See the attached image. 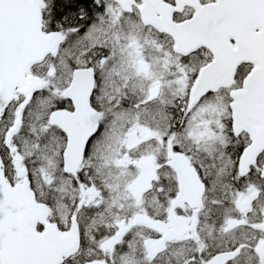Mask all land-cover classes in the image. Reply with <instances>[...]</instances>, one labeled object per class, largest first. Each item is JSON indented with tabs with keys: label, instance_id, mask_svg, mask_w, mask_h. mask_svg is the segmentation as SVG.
<instances>
[{
	"label": "snow or ice",
	"instance_id": "6c2138e0",
	"mask_svg": "<svg viewBox=\"0 0 264 264\" xmlns=\"http://www.w3.org/2000/svg\"><path fill=\"white\" fill-rule=\"evenodd\" d=\"M0 264H264V0H0Z\"/></svg>",
	"mask_w": 264,
	"mask_h": 264
}]
</instances>
